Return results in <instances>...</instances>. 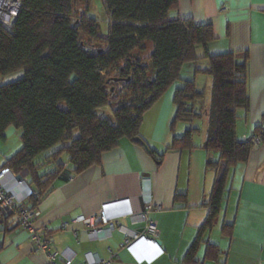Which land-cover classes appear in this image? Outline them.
<instances>
[{
	"label": "trees",
	"instance_id": "trees-1",
	"mask_svg": "<svg viewBox=\"0 0 264 264\" xmlns=\"http://www.w3.org/2000/svg\"><path fill=\"white\" fill-rule=\"evenodd\" d=\"M81 1L23 0L14 27L0 24V81L23 72L0 85V140L14 127L22 141L3 166L28 178L42 199L63 172V161L77 174L100 164L122 139L144 146L143 116L180 80L185 64L197 63L201 48V58L208 61L203 72L211 78L209 93L199 91L195 81H184L174 96L172 129L204 119V148L220 155L207 166L217 179L203 233L215 222L230 172L248 160L253 148L251 139L236 137L237 111L250 103L248 55L243 63L233 54L210 55L212 26L171 17L178 0H103L106 35ZM106 108L111 116L99 117ZM197 132L175 138L172 148L191 149ZM257 133L264 141V133Z\"/></svg>",
	"mask_w": 264,
	"mask_h": 264
},
{
	"label": "crops",
	"instance_id": "crops-1",
	"mask_svg": "<svg viewBox=\"0 0 264 264\" xmlns=\"http://www.w3.org/2000/svg\"><path fill=\"white\" fill-rule=\"evenodd\" d=\"M171 17L211 25L210 55L233 54L240 63L248 55L250 103L237 111L236 137L245 142L260 136L262 143L230 172L213 226L201 232L217 179L207 166L220 155L204 148V119L180 122L172 129L174 96L184 81L175 82L143 116L144 146L122 139L102 155L100 164L77 174L63 161V172L51 190L37 204L34 200L27 204L40 212L31 230L20 228L15 216L0 224V264H50L49 253L58 254V264L70 254L72 264H86L89 253L110 264H264V141L257 133H264V0H178ZM196 83L202 93H209V75L199 76ZM191 129L200 130L192 137V148H172L174 139ZM12 132L14 127L6 131L5 141ZM4 163L0 159V168ZM143 181L150 183L154 204L150 219L157 223L160 240L155 247H148L144 239L123 246V229L144 228L139 219ZM103 212L118 226L111 237L89 241V226L74 221L84 216L99 224ZM42 229L46 230L38 233ZM35 236L41 244L47 242V251L39 248Z\"/></svg>",
	"mask_w": 264,
	"mask_h": 264
},
{
	"label": "built area",
	"instance_id": "built-area-1",
	"mask_svg": "<svg viewBox=\"0 0 264 264\" xmlns=\"http://www.w3.org/2000/svg\"><path fill=\"white\" fill-rule=\"evenodd\" d=\"M23 6V0H0V24L12 29L17 21L19 13ZM248 141V140H246ZM245 141V142H246ZM252 147L256 148L262 143L260 136L251 139ZM40 195L35 191L25 177L15 174L10 168H0V221L4 218L15 216L22 229L31 230L33 221L40 216L38 209L29 208L27 204L32 201H40ZM141 199L143 202V212L139 214L140 221L144 224L142 232L129 231L123 229L125 234L123 246L132 242L144 239L148 247H155L160 240V230L157 223L150 219V213L154 210L152 194L149 181L142 182ZM76 223H82L89 226L87 238L89 241H98L111 237L118 223L110 220L103 212L99 224L84 216L76 218ZM42 229L38 233H42ZM35 242L43 251H47L48 244H41L39 237L35 236ZM57 255L49 253L50 264H58ZM74 255H64L62 264H72ZM86 264H110L99 255L89 253L86 255Z\"/></svg>",
	"mask_w": 264,
	"mask_h": 264
},
{
	"label": "rangeland",
	"instance_id": "rangeland-1",
	"mask_svg": "<svg viewBox=\"0 0 264 264\" xmlns=\"http://www.w3.org/2000/svg\"><path fill=\"white\" fill-rule=\"evenodd\" d=\"M81 5L83 9L85 8V6L88 7L89 16L97 20L100 26L101 33L103 35H106L109 29V18L105 12L104 1L103 0H82ZM83 39L85 40V38ZM202 55H203V51L201 48H199L198 56L200 57V59L197 61V63L196 64L188 63L184 65V67L182 68L181 74H180V80L176 82L178 85L181 84L182 81H195L196 83V81L199 80V76L205 74L203 71H205L208 68V61L204 58H201ZM198 69L201 70L200 73L197 72ZM22 76H23V72H19V73H16L15 75L4 77L1 79L0 85L3 83L11 82L12 80H17L21 78ZM190 77L192 78L189 79ZM122 89H123L122 86L119 87L120 91ZM98 115L101 118L111 116V109L107 108V109L101 110L98 112ZM16 132H12L8 140L6 141L0 140V159L3 158V160L5 159L6 161V159L11 157L12 154L17 152L22 147L21 131H16ZM57 148L58 147H56L54 150H56ZM50 152L51 151H49V153ZM45 154H48V153H45ZM45 154L40 156L38 158V161L43 159L45 157Z\"/></svg>",
	"mask_w": 264,
	"mask_h": 264
},
{
	"label": "clouds",
	"instance_id": "clouds-1",
	"mask_svg": "<svg viewBox=\"0 0 264 264\" xmlns=\"http://www.w3.org/2000/svg\"><path fill=\"white\" fill-rule=\"evenodd\" d=\"M8 168V167H7ZM12 170V169H11ZM13 171V170H12ZM14 172V171H13ZM15 173V172H14ZM16 174V173H15ZM18 175V174H17ZM20 176V175H19ZM22 177V176H21Z\"/></svg>",
	"mask_w": 264,
	"mask_h": 264
}]
</instances>
